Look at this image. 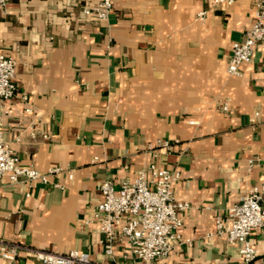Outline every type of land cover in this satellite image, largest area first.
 <instances>
[{
    "label": "crops",
    "instance_id": "obj_1",
    "mask_svg": "<svg viewBox=\"0 0 264 264\" xmlns=\"http://www.w3.org/2000/svg\"><path fill=\"white\" fill-rule=\"evenodd\" d=\"M92 1L9 0L0 11V50L15 60L16 85L3 139L22 164L61 167L46 182L4 179L0 241L111 261L106 235L89 221L98 186L132 178L152 161L147 143L163 138L171 149L156 162L180 169L172 189L189 204L180 234L191 240L149 264H245L224 235L208 234L215 216L226 220L250 188L264 185L260 46L240 75L226 70L231 44L254 21L253 1L113 0L106 19L84 15ZM250 238L258 254L249 264H264V226ZM112 244L116 263L143 264L121 234ZM0 264L41 263L21 250Z\"/></svg>",
    "mask_w": 264,
    "mask_h": 264
},
{
    "label": "built area",
    "instance_id": "obj_2",
    "mask_svg": "<svg viewBox=\"0 0 264 264\" xmlns=\"http://www.w3.org/2000/svg\"><path fill=\"white\" fill-rule=\"evenodd\" d=\"M207 1V0H206ZM212 5L232 4L235 0H209ZM255 6V18L242 41L231 44V53L227 61V73L240 75V65L251 61L257 46L264 63V0H252ZM9 0H0V11L6 13ZM113 0H94L84 5L85 16L94 19H106L112 10ZM205 11L197 14L203 19ZM15 60L0 50V126L4 116L10 112L8 101L16 94L13 82ZM264 96V76L262 80ZM24 104L28 96L21 94ZM225 102L222 109L225 111ZM26 111L29 107L26 106ZM257 115V112L254 113ZM152 161L139 169L132 178L122 179L118 186L105 180L99 186L100 202L90 215L89 221H97L99 230L106 235L103 240L104 254L112 258L109 262L91 259L87 251L70 249L66 252L48 251L18 243L0 241V256L8 261H15L21 250L33 256L41 264H118L113 260L112 240L115 233L127 239L129 252L143 264L166 256L175 243H190V238L180 234L183 218L181 213L189 204L178 201L173 194L172 185L181 178L180 169H166L157 165L160 153L171 149V142L159 138L155 143H147ZM61 167H49L39 171L31 165L20 162L19 157L4 141L0 131V187L4 179L10 183L20 181H47L50 174L58 172ZM264 226V185L254 186L232 205L227 219L215 216L214 228L208 234L224 235L229 244L237 246L238 253L245 264L251 263L258 254L257 246L250 235L253 229Z\"/></svg>",
    "mask_w": 264,
    "mask_h": 264
}]
</instances>
